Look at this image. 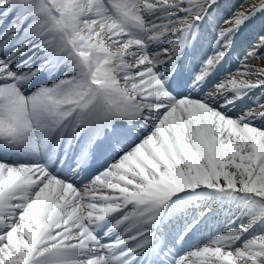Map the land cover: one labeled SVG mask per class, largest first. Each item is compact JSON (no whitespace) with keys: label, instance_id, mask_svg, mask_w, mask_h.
<instances>
[{"label":"snow or ice","instance_id":"snow-or-ice-1","mask_svg":"<svg viewBox=\"0 0 264 264\" xmlns=\"http://www.w3.org/2000/svg\"><path fill=\"white\" fill-rule=\"evenodd\" d=\"M0 264H264V0H0Z\"/></svg>","mask_w":264,"mask_h":264},{"label":"bare ground","instance_id":"bare-ground-1","mask_svg":"<svg viewBox=\"0 0 264 264\" xmlns=\"http://www.w3.org/2000/svg\"><path fill=\"white\" fill-rule=\"evenodd\" d=\"M217 223H215L214 221L211 222V226H216Z\"/></svg>","mask_w":264,"mask_h":264}]
</instances>
